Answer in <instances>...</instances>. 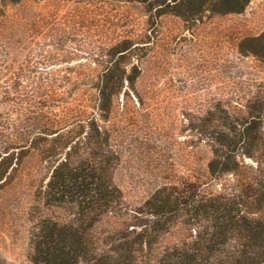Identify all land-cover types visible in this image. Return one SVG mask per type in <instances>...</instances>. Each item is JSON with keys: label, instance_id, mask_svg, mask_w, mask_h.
<instances>
[{"label": "rangeland", "instance_id": "rangeland-1", "mask_svg": "<svg viewBox=\"0 0 264 264\" xmlns=\"http://www.w3.org/2000/svg\"><path fill=\"white\" fill-rule=\"evenodd\" d=\"M263 30L264 0H252L242 13H207L196 21L173 14L155 19L144 4L128 0L8 3L0 6V128L8 136L18 119L26 123L15 104L27 107L24 90L34 75L31 65L37 66L36 76L51 81L86 82L111 57H120L116 73L125 81L107 126L120 155L115 181L126 213L105 219L92 233L103 234L111 244L117 229L132 221L133 211L159 185L193 180L202 183L203 191L218 192L222 182L233 181L231 176L215 180L208 175L211 149L206 123L199 119L220 105L244 113L247 101L264 91V63L239 48L244 37ZM127 38L136 47L113 55V47ZM18 77L24 85L15 89ZM63 84L56 104L75 106L87 98L86 84L70 94ZM1 158L12 162L0 185V264H43L33 258L32 231L46 215L62 219L67 214L41 201L39 189L50 175L51 157ZM259 158L264 162V156ZM246 163L256 165L250 158ZM231 187L251 203L250 189ZM188 238L179 223L162 240L166 245Z\"/></svg>", "mask_w": 264, "mask_h": 264}, {"label": "trees", "instance_id": "trees-1", "mask_svg": "<svg viewBox=\"0 0 264 264\" xmlns=\"http://www.w3.org/2000/svg\"><path fill=\"white\" fill-rule=\"evenodd\" d=\"M18 1L0 0V6ZM128 1L144 4L155 19L173 14L196 21L207 13H242L252 0ZM135 47L131 39H124L113 47V55L123 56ZM239 48L243 55L264 63V30L244 37ZM119 58L111 57L103 71L86 82L51 81L36 76L37 66L31 65L28 70L35 76L26 81L27 107L15 104L26 123L18 119L8 136L4 127L0 128V156L36 153L51 157L50 175L39 189L41 201L67 211L62 219L46 215L35 225L31 238L34 261L264 264V162L259 158L264 156V91L247 101L244 113L220 105L199 119L206 123L204 131L211 149L208 175L215 180L231 176L233 183L222 182L218 192L203 191L202 183L193 180L185 185L161 184L139 210L133 211L132 221L117 229L111 244L103 234H92L105 219L126 213L123 192L115 181L120 155L107 126L114 97L125 81L116 73L122 63ZM61 83H67L63 87L69 94L86 84L89 93L84 104H56L54 101L61 98L57 91ZM23 85L18 77L12 86L20 89ZM246 158L256 165L247 164ZM7 159H0V168L6 164L0 185L12 162V158ZM232 184L251 190L250 204L232 191ZM179 223L189 238L165 245L163 237Z\"/></svg>", "mask_w": 264, "mask_h": 264}]
</instances>
